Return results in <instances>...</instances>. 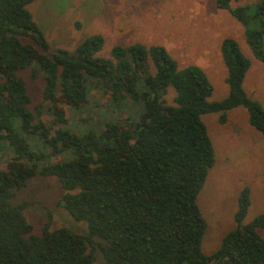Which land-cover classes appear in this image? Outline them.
<instances>
[{"label":"trees","instance_id":"obj_1","mask_svg":"<svg viewBox=\"0 0 264 264\" xmlns=\"http://www.w3.org/2000/svg\"><path fill=\"white\" fill-rule=\"evenodd\" d=\"M32 1L0 0V264H95L96 247L107 264H264L257 232L264 212L243 221L248 188L238 194L235 227L212 253L202 250L207 222L197 197L215 153L201 116L220 113L224 122L228 110L242 106L264 137V108L243 87L251 62L237 41L221 40L228 94L209 100L205 71L179 67L161 45L117 44L103 57L104 38L95 34L72 51L51 49L27 9ZM215 1L243 24L264 64V0L234 8L230 0ZM23 71L43 79L41 101L32 108ZM170 88L172 104L165 98ZM93 91L107 96L104 112L113 118L85 129L90 119L70 124L62 106L85 111ZM45 111L55 128L43 122ZM115 113L120 118L113 120ZM38 175L60 182L59 204L86 223L85 234L48 223L33 232L27 203L11 199Z\"/></svg>","mask_w":264,"mask_h":264},{"label":"rangeland","instance_id":"obj_2","mask_svg":"<svg viewBox=\"0 0 264 264\" xmlns=\"http://www.w3.org/2000/svg\"><path fill=\"white\" fill-rule=\"evenodd\" d=\"M257 1L230 0V5L252 7ZM27 9L51 49L72 51L95 34L104 38L98 52L103 57L109 56L117 44L164 46L179 67L195 64L205 71L213 86L209 100H219L228 94L220 43L223 38L232 37L251 62L243 87L264 108V64L256 59L246 42L243 24L228 9L218 7L215 0H33ZM21 75L27 82L32 108L41 101L43 79L32 78L28 71ZM92 93L85 111L74 113L68 105L62 106L70 124L81 121L80 118L90 119L81 125L85 129L93 127L94 121L113 118L112 113L104 112L107 96ZM173 96L170 88L166 101L172 104ZM219 116L220 113L201 116L215 153L214 164L197 197L207 222L202 238L205 254L212 253L222 236L235 227L237 197L243 188L249 189L250 196L244 223L264 212V137L249 124L247 110L242 106L228 110L224 122H220ZM41 117L47 126L55 128L51 124L52 115L45 111ZM114 117L113 120L120 118L117 113ZM10 157V153L3 157L2 168H8ZM61 194L62 187L55 177L38 175L17 191L11 204L27 203L24 213L35 234L41 233L45 223L50 229L63 226L85 234L86 223L76 221L59 204ZM257 232L264 237V228H257ZM94 257L95 264H107L98 247Z\"/></svg>","mask_w":264,"mask_h":264}]
</instances>
